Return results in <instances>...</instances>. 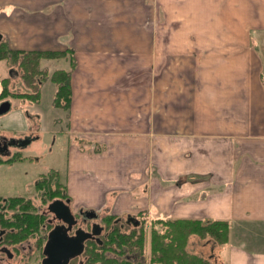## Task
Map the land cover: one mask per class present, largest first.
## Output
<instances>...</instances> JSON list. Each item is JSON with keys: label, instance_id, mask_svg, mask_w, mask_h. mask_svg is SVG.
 <instances>
[{"label": "crops", "instance_id": "0c3cea01", "mask_svg": "<svg viewBox=\"0 0 264 264\" xmlns=\"http://www.w3.org/2000/svg\"><path fill=\"white\" fill-rule=\"evenodd\" d=\"M0 41L67 53L75 210L224 220L189 249L264 264V0H0Z\"/></svg>", "mask_w": 264, "mask_h": 264}, {"label": "trees", "instance_id": "16d2710c", "mask_svg": "<svg viewBox=\"0 0 264 264\" xmlns=\"http://www.w3.org/2000/svg\"><path fill=\"white\" fill-rule=\"evenodd\" d=\"M66 52L53 51H27L12 50L6 41L0 44V60L5 59L9 67H18L23 80L28 85H40L37 90L30 93H21L20 96L40 101L42 86L45 82L51 81L55 85L53 102L56 107L68 110L71 103V72L65 69L56 68L48 80L45 73L47 68H41L43 59L62 58ZM74 64V62H72ZM42 77L37 81L38 77ZM46 77L45 79H43ZM52 172V171H51ZM53 173V172H52ZM41 195L49 193L42 191L47 188L38 185ZM48 187H51L49 185ZM55 193L68 197L67 187L64 193L59 184L55 185ZM49 198L52 194H49ZM11 209L15 210L11 215H2L0 225L6 228L5 242L8 245L17 246L29 241L40 233L44 223V216L35 212L37 207L32 200L25 201L24 198H11ZM47 200V199H46ZM137 218V224L132 229L124 230L114 226L108 228L103 245L93 244L89 251V258L85 264H213L210 259L189 249V242L193 235L199 238L211 237L218 243H226L229 239L230 226L224 220L204 221L201 219H172L166 217H156L153 219V228L150 237L147 238L144 225L147 218L141 220ZM114 215H105L107 221H112ZM149 246H148V240ZM38 247L42 246V237L39 235L36 240ZM99 248V249H98ZM109 252L112 254L110 255ZM130 256H137L138 261H134ZM147 257V258H146Z\"/></svg>", "mask_w": 264, "mask_h": 264}, {"label": "flooded vegetation", "instance_id": "af4514ba", "mask_svg": "<svg viewBox=\"0 0 264 264\" xmlns=\"http://www.w3.org/2000/svg\"><path fill=\"white\" fill-rule=\"evenodd\" d=\"M1 63L5 64L6 73L2 74L0 71V115L5 114L11 109V100H19L21 102L26 100L32 104H39L41 100L35 102L32 99L20 96L21 93L32 92L29 89L23 91V88H21V86L24 84L26 85V88L29 87L28 83H26V81L22 78L23 72H21L18 67H9L5 59H1L0 64ZM13 80L16 82H13ZM19 84L20 89L18 86ZM39 115L40 114H36V117L39 118ZM28 116L29 118H36L32 113L29 112ZM4 126L5 123H3L2 119L0 118V164L4 165L7 163H14L16 161H23L26 158L24 155L25 150L36 138H38V136L35 135L33 126L31 127L29 125H25V127L22 129H13L12 127L10 128V126H8L9 129H7L4 128ZM57 183L62 189V193H64L65 181L63 173L59 169L51 168L47 172L40 173L36 179L34 184L35 190H37L36 194L34 193L32 196H0V218L2 215H11L15 211L10 207V199L15 197L24 198L25 201L32 200V202L37 207L35 212L44 216L45 221L40 230L41 234H38L36 237L30 239L31 241L33 240V245H29L28 248L23 246V243L15 246L16 249H20V245L23 247L27 261H31V259L36 255V252L39 251L40 262L38 264H43L44 260L49 257L50 250L47 245L50 242V234L53 230H58L59 236H67L69 239L68 241H70L68 242L69 246L71 245V240L74 241L75 237H77L79 234L84 236L85 239L83 251L79 255L71 257L64 264H85L88 261L89 251H91L93 244L101 246L103 245V240L106 238L108 228H113L114 226L118 225L125 230L126 227L137 224V220H131L128 216L125 218L115 217L109 223V221H106L104 216H100L98 212L93 210H75L71 205L72 202L69 196L65 198L62 195L55 193L54 188ZM39 184L47 188L42 191H48L51 188L53 189L49 193L41 195V191L38 187ZM49 185H51V187H48ZM50 193L52 194L51 198L48 197L50 196ZM58 201H64L69 205L72 216H67L65 218L55 213L53 206L59 205L58 203L60 202ZM62 209L59 208V210ZM99 220L102 222L104 221L105 225L98 222ZM6 230V228L0 225V253L2 254V256H0V263L4 262V256L9 259L14 258V253L8 247V243L5 242ZM96 231H98V233ZM39 235L42 237L41 247H38L36 244V240ZM62 240L63 242H67L66 237H63ZM109 254L112 255L110 252ZM130 257L133 258L134 261H138L139 258L137 256ZM6 264L11 263L8 262Z\"/></svg>", "mask_w": 264, "mask_h": 264}, {"label": "rangeland", "instance_id": "374dc122", "mask_svg": "<svg viewBox=\"0 0 264 264\" xmlns=\"http://www.w3.org/2000/svg\"><path fill=\"white\" fill-rule=\"evenodd\" d=\"M55 60L43 59L41 62V68H47L45 73L48 77V80H51L50 75L53 70L56 68H63V60L59 61V58H52ZM0 71L2 74L6 73L5 64H0ZM42 77H38L37 81ZM46 81V77H44ZM13 82H16L13 80ZM20 89V84L18 85ZM40 85H30L26 88V85H22L21 88L24 90L29 89L30 91L37 90ZM55 90V85L51 82H45L42 86L41 101L39 104H32L26 100H11L12 106L11 109L3 115H0L2 122L5 123L4 128L9 129H22L25 125L33 126L35 135L38 136L25 150V159L23 161H16L14 163L0 164V196H32L34 193H37L35 190L34 184L40 173L47 172L51 168L59 169L63 174L67 170L68 164V147L69 144L73 141H70V138L65 133V112L61 107H56L53 102V93ZM28 112L32 113L35 117L36 114H40L39 118H29ZM23 126V127H22ZM43 209V208H42ZM100 216L106 215L105 209L97 211ZM145 214V215H144ZM141 215V220L147 218V223L144 225V230L146 231L147 238L150 237L151 230L153 228V219L157 214L148 215L146 212ZM140 216V213L137 214ZM122 217V216H120ZM123 216L122 218H125ZM107 221V220H106ZM101 224H104L99 220ZM107 225V224H106ZM133 226L126 227L129 231ZM148 246H149V240ZM33 240L23 242V246L26 248L29 245H33ZM8 245V244H7ZM190 245V242H189ZM199 244L196 243L193 245V248L198 250ZM11 251L14 253V258L9 259L4 256V262L0 264H6L10 262L11 264H38L40 262L39 251L36 252V255L27 261L25 250L20 245V249H16L12 245H8ZM190 247V246H189ZM204 251V255L207 256L208 247L201 249ZM27 251V250H26ZM200 252V251H199ZM203 254V253H202ZM0 256L2 254L0 253ZM147 258V257H146ZM146 264H150L149 260Z\"/></svg>", "mask_w": 264, "mask_h": 264}, {"label": "water", "instance_id": "95a60500", "mask_svg": "<svg viewBox=\"0 0 264 264\" xmlns=\"http://www.w3.org/2000/svg\"><path fill=\"white\" fill-rule=\"evenodd\" d=\"M59 205L53 206L55 213L59 216L67 217L72 216L71 209L67 203L64 201H58ZM59 208H63L59 210ZM98 233V231H96ZM63 237H66L67 242L62 240ZM59 236L58 230H53L50 234V242L47 247L49 248V257L44 260L43 264H64L71 257L79 255L84 249V236L79 234L75 237L74 241L71 240V245L69 246L70 241L67 236ZM70 247V248H68Z\"/></svg>", "mask_w": 264, "mask_h": 264}]
</instances>
